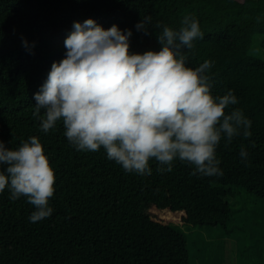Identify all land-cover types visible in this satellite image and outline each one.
<instances>
[{
	"label": "trees",
	"instance_id": "1",
	"mask_svg": "<svg viewBox=\"0 0 264 264\" xmlns=\"http://www.w3.org/2000/svg\"><path fill=\"white\" fill-rule=\"evenodd\" d=\"M184 16H194L203 33L184 49L186 66L210 61L212 95L233 91L239 102L226 111L238 108L251 120L250 137L221 140L223 175H193V166L179 160L171 172L157 171L155 160L151 175L126 172L103 148L76 150L62 122L48 133L40 129L34 94L52 63L64 58L73 22L91 18L105 29H131L129 51L142 54L159 51L156 35L164 26L178 30ZM145 17L148 34L135 27ZM258 41L264 55V0H0V141L15 149L39 137L55 174L54 211L41 221H29L35 209L26 197L13 200L7 188L0 194V264H191L186 235L176 226L227 228L235 188L264 201Z\"/></svg>",
	"mask_w": 264,
	"mask_h": 264
},
{
	"label": "clouds",
	"instance_id": "2",
	"mask_svg": "<svg viewBox=\"0 0 264 264\" xmlns=\"http://www.w3.org/2000/svg\"><path fill=\"white\" fill-rule=\"evenodd\" d=\"M150 21L141 19L137 31L148 34ZM131 36V29H105L91 18L73 22L64 58L52 63L34 94L40 129L48 133L62 122L76 150L103 148L126 172L151 175L150 160L157 171L171 172L179 160L193 166V175H223L216 151L221 140L250 137L251 120L238 108L226 111L239 102L233 91L212 95L210 61L186 66L184 49L203 39L199 21L184 16L178 30L164 26L156 35L159 51L130 53ZM22 45L30 51L26 39ZM239 155L248 159L243 146ZM54 184L39 137L29 136L15 149L0 141V194L7 188L13 200L26 197L35 209L30 222L53 214Z\"/></svg>",
	"mask_w": 264,
	"mask_h": 264
},
{
	"label": "rangeland",
	"instance_id": "3",
	"mask_svg": "<svg viewBox=\"0 0 264 264\" xmlns=\"http://www.w3.org/2000/svg\"><path fill=\"white\" fill-rule=\"evenodd\" d=\"M234 192L227 199L234 211L227 228L176 226L186 235L191 264H264V201L242 188Z\"/></svg>",
	"mask_w": 264,
	"mask_h": 264
}]
</instances>
